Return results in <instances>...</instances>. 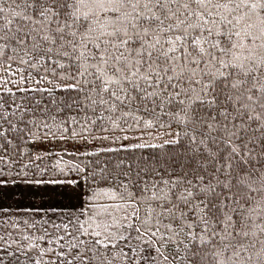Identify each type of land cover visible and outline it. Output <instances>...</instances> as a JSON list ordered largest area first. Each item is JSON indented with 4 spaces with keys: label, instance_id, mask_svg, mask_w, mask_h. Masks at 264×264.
Masks as SVG:
<instances>
[{
    "label": "snow or ice",
    "instance_id": "obj_1",
    "mask_svg": "<svg viewBox=\"0 0 264 264\" xmlns=\"http://www.w3.org/2000/svg\"><path fill=\"white\" fill-rule=\"evenodd\" d=\"M8 3L22 23L0 26V41L68 61L84 77L68 87L92 104L160 109L183 126L184 142H168L183 148L172 173L125 186L131 218L145 206L149 226L126 224L135 238L151 248L183 235L189 264L209 246L215 264H237L259 244L264 264V240L248 239L264 235V0H0V20Z\"/></svg>",
    "mask_w": 264,
    "mask_h": 264
},
{
    "label": "trees",
    "instance_id": "obj_2",
    "mask_svg": "<svg viewBox=\"0 0 264 264\" xmlns=\"http://www.w3.org/2000/svg\"><path fill=\"white\" fill-rule=\"evenodd\" d=\"M4 7L0 26L7 25L5 31L9 28L15 30L22 22L12 13L20 9L11 3ZM9 20L11 24L7 23ZM0 44L5 45L0 55V133H3L0 135V160L32 171L39 164L33 148V141L37 139H76L172 129L180 133L177 139L182 143L186 139L183 126L163 115L160 109L156 113L143 109L137 111L132 105L110 111L107 105L92 104L85 99L84 92L68 87L77 81L80 82L78 87H83L84 77L72 79L69 74L74 75L75 69L65 59L53 57L49 60L29 55L21 45L7 39ZM59 64L65 67L61 68ZM93 98L98 99L95 95ZM148 120L152 121V127L146 125ZM182 152L180 145L165 142L102 147L81 154L63 155L82 169L83 200L87 210L82 214V226L91 234L89 240L94 242L92 246L101 245L93 240L99 236L110 244L109 240L115 239L114 232L123 226L124 208L133 203L127 197L125 186L138 191L143 187V181L159 179L157 173H172ZM144 207L141 206L139 214L141 220L134 218L131 223L140 227L141 232L149 227L141 223L145 217ZM58 215V211L0 210V264H92L88 251L82 253L84 256H77L75 252L68 256L60 247L62 244L56 245L54 236L58 228L51 218ZM256 215L253 214L254 218ZM101 217L107 219H103L107 227L114 228H101L99 221L102 219H96ZM253 231L257 235H250L248 239L254 242L264 240L258 229ZM152 239L155 241L156 238ZM186 243L188 240L183 235L168 241L166 234L165 242L154 245L171 264H189L191 258L184 247ZM259 248L257 244L255 250L243 251L237 264H257L253 252ZM211 251L209 246L201 264H215ZM228 251L231 252V249ZM249 256L253 257L251 261L247 259ZM220 259L225 264H232L225 256Z\"/></svg>",
    "mask_w": 264,
    "mask_h": 264
},
{
    "label": "rangeland",
    "instance_id": "obj_3",
    "mask_svg": "<svg viewBox=\"0 0 264 264\" xmlns=\"http://www.w3.org/2000/svg\"><path fill=\"white\" fill-rule=\"evenodd\" d=\"M176 139L177 129L34 140L33 148L39 164L32 171L0 160V210L58 211L59 215L51 218L58 228L54 236L56 245L62 244L60 247L68 256L72 252L84 256L82 253L88 251L92 264H171L154 244L149 248L144 242L148 237L138 240L135 237L139 234L133 228L126 227L134 219L131 218V207L124 208L123 218L128 216L130 220L124 219L123 226L114 232L115 239H110L111 243L108 244L102 239L103 236H99L93 240L101 245L92 246L94 242L89 240L91 234L82 226V214L87 212L83 200L82 169L63 155L81 154L102 147L156 145ZM96 219H102L99 221L101 228H114L107 227L105 217ZM145 256H149V259L145 260Z\"/></svg>",
    "mask_w": 264,
    "mask_h": 264
}]
</instances>
